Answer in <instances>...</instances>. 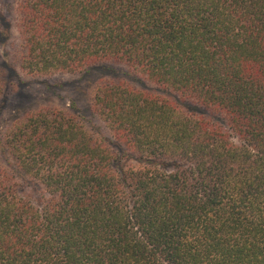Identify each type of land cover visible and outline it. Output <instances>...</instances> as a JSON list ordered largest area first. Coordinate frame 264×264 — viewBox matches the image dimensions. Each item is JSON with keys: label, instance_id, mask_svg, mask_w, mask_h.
Here are the masks:
<instances>
[{"label": "trees", "instance_id": "16d2710c", "mask_svg": "<svg viewBox=\"0 0 264 264\" xmlns=\"http://www.w3.org/2000/svg\"><path fill=\"white\" fill-rule=\"evenodd\" d=\"M10 72L83 75L0 132V264H264V0H14ZM148 83L150 88H142ZM40 189L36 203L17 178Z\"/></svg>", "mask_w": 264, "mask_h": 264}, {"label": "rangeland", "instance_id": "374dc122", "mask_svg": "<svg viewBox=\"0 0 264 264\" xmlns=\"http://www.w3.org/2000/svg\"><path fill=\"white\" fill-rule=\"evenodd\" d=\"M14 0H0V66L5 64V52L15 38L13 28ZM7 82L14 83L17 91L0 101V132L10 124L18 111L52 107L72 115H78L87 123L92 133L105 139H111L110 133L91 113L90 100L94 87L103 82L123 80L133 82L126 68L109 63L91 69L83 75H59L47 78H32L18 71L10 72ZM142 88H151L148 83H141ZM0 167L11 168L9 159L0 149ZM20 192L36 203L40 189L26 178H17Z\"/></svg>", "mask_w": 264, "mask_h": 264}]
</instances>
